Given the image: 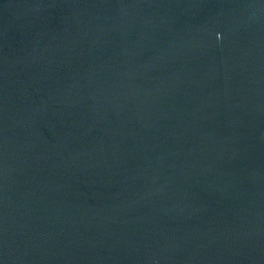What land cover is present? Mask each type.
Instances as JSON below:
<instances>
[{
	"label": "water",
	"instance_id": "water-1",
	"mask_svg": "<svg viewBox=\"0 0 264 264\" xmlns=\"http://www.w3.org/2000/svg\"><path fill=\"white\" fill-rule=\"evenodd\" d=\"M0 264H264V0H0Z\"/></svg>",
	"mask_w": 264,
	"mask_h": 264
}]
</instances>
